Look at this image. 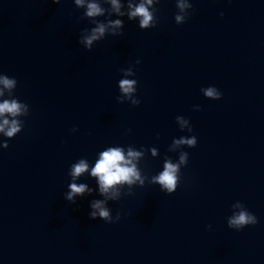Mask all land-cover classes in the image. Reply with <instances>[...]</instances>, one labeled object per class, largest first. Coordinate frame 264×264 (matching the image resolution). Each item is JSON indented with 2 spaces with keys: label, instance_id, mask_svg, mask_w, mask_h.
I'll use <instances>...</instances> for the list:
<instances>
[{
  "label": "water",
  "instance_id": "95a60500",
  "mask_svg": "<svg viewBox=\"0 0 264 264\" xmlns=\"http://www.w3.org/2000/svg\"><path fill=\"white\" fill-rule=\"evenodd\" d=\"M189 2L178 25L176 0H154L148 30L112 13L123 35L109 29L88 51L79 40L95 25L74 0H0V74L17 80L14 96L29 106L20 134L0 133L9 145L0 146V264H264V0ZM129 67L139 106L117 100ZM207 87L222 99L206 98ZM193 135L196 148L170 150ZM111 146L143 150L146 179L106 202L121 217L109 224L90 218L92 201L105 199L90 171L76 183L91 195L72 203L65 194L71 165L91 168ZM181 152L188 164L169 195L152 177ZM236 202L257 225L228 227Z\"/></svg>",
  "mask_w": 264,
  "mask_h": 264
},
{
  "label": "clouds",
  "instance_id": "9594fccd",
  "mask_svg": "<svg viewBox=\"0 0 264 264\" xmlns=\"http://www.w3.org/2000/svg\"><path fill=\"white\" fill-rule=\"evenodd\" d=\"M55 4H60L61 0H52ZM102 2L109 4L110 9L102 6ZM78 9L84 10V17L90 20L95 26L90 30L85 29L80 37L79 43L83 45L88 51L93 49L94 43L102 41L106 34L111 29V35L121 36L122 31H117L123 28V22L120 19H111V14L115 13L117 16H127L129 20L138 21L139 27L148 30L156 27V8L155 4L160 3V0H127V12L122 11L125 4L121 0H74ZM178 13L175 15V21L178 25H182L189 19V12L193 9L192 3L189 0H176ZM151 9V10H150ZM107 14V22H102L98 18L105 17ZM223 16V13H221ZM140 61H136L139 63ZM123 71V77L119 81V90L122 96L117 98L118 103L123 104L124 97L131 100L133 106H139L138 99H132L134 93L137 92V81L128 79V76L135 75L132 67ZM17 80L10 78L7 75L0 74V133L4 137L14 139L18 134L23 131L24 123L19 117H27L29 115V106L20 102L14 96L15 89L17 88ZM203 95L210 100H221L222 93L215 87H207L201 89ZM7 92L9 98H5ZM199 111V107L196 109ZM177 123L181 126V131L187 129L189 133L193 131L189 120L182 116L176 118ZM76 131V129H73ZM159 138V137H158ZM197 138L193 135L191 137H180L174 139L172 148L175 150L181 146L188 148L197 147ZM4 149L9 147L7 142H3ZM153 155H156V149L152 150ZM144 155L143 150H136L135 147L129 146L127 150L120 146H111L99 153V158L95 161L94 166L90 168L87 159H80L72 164L69 170V175L72 182L69 184V191L65 194V199L69 202L75 203L76 197H83L86 193L91 195L92 189L85 183L77 184L76 181L81 178L85 173H89L91 177L95 178L98 182L99 193L105 199L93 200L91 203L92 211L90 218L96 220L99 218L109 224L118 222L120 214L118 213L113 218L111 210L106 206L109 200L119 201L122 197V189L127 186L129 189L128 194L131 195V189L134 185L139 184L143 186L146 177H144L138 168V162ZM188 153L181 152L178 162H173L171 159H166L164 163V170L159 175L152 177V183L161 186V190L171 195L177 192L181 181V167H186L188 164ZM233 214L228 217V227L236 231H241L249 226L258 224L257 217L249 212L247 208L240 202L233 204ZM211 227V226H209Z\"/></svg>",
  "mask_w": 264,
  "mask_h": 264
}]
</instances>
